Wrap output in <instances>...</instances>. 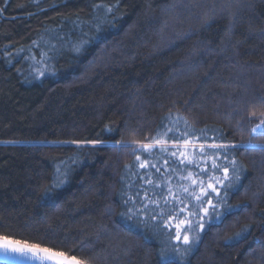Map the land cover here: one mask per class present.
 I'll return each instance as SVG.
<instances>
[{
    "label": "trees",
    "instance_id": "1",
    "mask_svg": "<svg viewBox=\"0 0 264 264\" xmlns=\"http://www.w3.org/2000/svg\"><path fill=\"white\" fill-rule=\"evenodd\" d=\"M261 120L264 0H0V236L89 264H264ZM214 162L219 218L184 245L169 191Z\"/></svg>",
    "mask_w": 264,
    "mask_h": 264
},
{
    "label": "snow or ice",
    "instance_id": "2",
    "mask_svg": "<svg viewBox=\"0 0 264 264\" xmlns=\"http://www.w3.org/2000/svg\"><path fill=\"white\" fill-rule=\"evenodd\" d=\"M259 130V134L261 136H264V120H261L260 123H257L255 127L252 128V132L255 134ZM156 143H163L162 140L157 139ZM185 145L187 146L189 144V141L185 140ZM144 149H149L151 145L144 144L142 145ZM211 148L213 149H221L226 147H239L238 145H218V144H211ZM172 156H176V152L171 153ZM180 156H184L185 159H187V155L185 152H180ZM205 157L212 156L215 159H219L217 152L213 151L212 153H203ZM140 157L137 156V160H139ZM184 161H181L183 163ZM233 165L236 164V161H231ZM213 168H222L224 172V177L220 178L218 176H211L209 179L214 181V183H209L207 185V188L203 187V181H200V195L196 196L195 199L199 202L198 205L193 206L192 208H188L187 204H184L183 199L179 198L175 193H172L169 191V195L173 197V199H178L181 204L184 206L180 208V212H184L186 209L188 210V216L184 217L183 219H180L178 214L176 216L169 215L168 219L164 221V226L166 228L171 229L173 227V221L178 220V223L175 224V239L177 241H180L182 238V242L184 245H189L192 243L194 237L190 238L189 233H193L195 229L198 227L199 229L203 230L205 228V225L208 223V217L215 216L216 218H219L220 213L216 211V209L219 206V202L214 203L213 198L210 196L209 191L216 193L217 196H220L219 190L215 187V184H221L224 187H229L230 185H223V180L228 179V168L226 166L219 165L217 163H213ZM127 167V165H126ZM140 167H145L144 163L140 164ZM193 174L190 173L189 179L191 178ZM239 179V177H237ZM153 181L151 179L147 180V183L151 184ZM193 184H196L197 181L193 180ZM185 192H190V189L188 187L184 188ZM226 194V193H225ZM161 198L164 199V202L167 204L168 199L167 196H164L163 193L160 194ZM204 197H207V199H203ZM150 203H155L156 207H159V203L156 201H150ZM207 204L209 207H203L204 204ZM147 204H145L142 208L137 209V211H144L145 208H147ZM196 208H199L200 212H203V216H199ZM211 209V211L209 210ZM129 213H133V209H128ZM157 215H160L159 213ZM191 217V219H189ZM153 219H156V215L153 216ZM168 236L171 239L172 238V232H168ZM172 252H174L177 256H182L184 253H187L190 248L185 247L183 249L179 248L178 246H171L169 245ZM15 254V255H12ZM0 257H3L6 260H18V261H31V260H38L42 261L44 259L47 260H53L54 264H89L87 260L81 257H77L74 253L68 254L63 251H55L50 248H44L39 245L35 244H29L27 242H20V241H12L7 237L0 236ZM167 258V253L163 250L160 253V259L163 261Z\"/></svg>",
    "mask_w": 264,
    "mask_h": 264
},
{
    "label": "rangeland",
    "instance_id": "3",
    "mask_svg": "<svg viewBox=\"0 0 264 264\" xmlns=\"http://www.w3.org/2000/svg\"><path fill=\"white\" fill-rule=\"evenodd\" d=\"M56 62H57V49H52L50 52H48V53H45V55H44V63H46L47 65H50V66H54L55 64H56ZM230 178H231V176L230 177H228V179L230 180ZM193 180H196L197 181V183L196 184H193L192 183V181ZM227 180V179H226ZM225 180V181H226ZM183 184H178L177 186H175L174 188H173V190H174V193L176 194V195H185V196H191V195H193V194H196V195H199L200 194V189L199 188H197V186L199 185V182H198V180L196 179V178H193L192 176H191V178L189 179L188 178V176H185V178H184V180H183ZM185 187H188L189 189H190V192H185L184 191V188ZM209 192H211V190H208ZM213 193V192H212ZM214 194V193H213ZM184 217H182V219H183ZM200 229L197 227L196 229H195V231L193 232V233H189V235H190V238L191 237H196V235H197V231H198V233L200 232L199 231ZM175 231H176V229H175ZM176 240V239H175ZM182 240V239H181ZM181 240H180V242H181ZM177 241V240H176ZM192 243H194V241L192 242ZM12 255H15V254H12ZM0 259H4L3 257H0ZM6 260V259H5ZM6 261H11V262H19V263H23V264H36V263H39V262H37L38 260H35V262H33L32 263V261L33 260H31V262H28V261H23V262H21V261H18V260H15V259H12V260H6Z\"/></svg>",
    "mask_w": 264,
    "mask_h": 264
},
{
    "label": "water",
    "instance_id": "4",
    "mask_svg": "<svg viewBox=\"0 0 264 264\" xmlns=\"http://www.w3.org/2000/svg\"><path fill=\"white\" fill-rule=\"evenodd\" d=\"M28 262H31V261H28ZM35 262V260L32 261V263ZM39 263H36V264H54V261L53 260H47V259H44L42 261H37ZM0 264H23V263H19V262H11V261H6L5 259H0ZM35 264V263H34Z\"/></svg>",
    "mask_w": 264,
    "mask_h": 264
}]
</instances>
